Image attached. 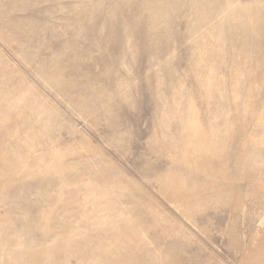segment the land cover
<instances>
[{
  "label": "rangeland",
  "instance_id": "374dc122",
  "mask_svg": "<svg viewBox=\"0 0 264 264\" xmlns=\"http://www.w3.org/2000/svg\"><path fill=\"white\" fill-rule=\"evenodd\" d=\"M153 2L0 0V264H264V32Z\"/></svg>",
  "mask_w": 264,
  "mask_h": 264
},
{
  "label": "bare ground",
  "instance_id": "6f19581e",
  "mask_svg": "<svg viewBox=\"0 0 264 264\" xmlns=\"http://www.w3.org/2000/svg\"><path fill=\"white\" fill-rule=\"evenodd\" d=\"M153 4H150L148 11L153 9L158 12L157 17L150 16L148 18V24H156L166 22L169 18V13L181 7L190 9V16L183 17L186 22L193 24L194 28L208 27L213 29H222L225 24L231 22L234 30L240 29V27H246L248 29H255L256 32H264V13L257 10L252 5H240L238 8L232 9L233 0H154ZM240 1V0H239ZM238 1V2H239ZM254 2H264V0H254ZM203 9L205 15H197V12ZM245 10V12H244ZM151 12V11H150ZM162 16V17H161ZM191 18L193 22L190 23ZM254 21H262V25L254 26ZM191 30V29H190ZM262 35V34H261ZM264 36V35H263ZM258 37V36H257ZM246 39V40H245ZM242 45H251L256 39V43L260 44L261 41L254 37L252 33L246 36Z\"/></svg>",
  "mask_w": 264,
  "mask_h": 264
}]
</instances>
